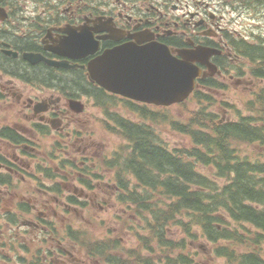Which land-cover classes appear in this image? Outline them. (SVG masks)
<instances>
[{
	"label": "flooded vegetation",
	"instance_id": "af4514ba",
	"mask_svg": "<svg viewBox=\"0 0 264 264\" xmlns=\"http://www.w3.org/2000/svg\"><path fill=\"white\" fill-rule=\"evenodd\" d=\"M235 18H264V0H0V264H85L80 254L89 249L76 243L71 227L63 235L65 213L103 207L88 195L97 190L93 172L119 159L116 146L97 142L93 123L117 133L129 122L117 111L130 106L145 133L146 111L157 115L155 105L101 88L91 64L122 47L115 56L132 71L159 58L162 46L178 58L195 53L197 94L225 96L237 85L251 105L256 82L264 81V42L255 26H236ZM147 131L156 138L154 127ZM112 173L106 187L126 193V180L115 182L119 174ZM149 253L161 264L155 250ZM111 258L144 260L136 251L124 261Z\"/></svg>",
	"mask_w": 264,
	"mask_h": 264
},
{
	"label": "trees",
	"instance_id": "16d2710c",
	"mask_svg": "<svg viewBox=\"0 0 264 264\" xmlns=\"http://www.w3.org/2000/svg\"><path fill=\"white\" fill-rule=\"evenodd\" d=\"M201 100L213 103L211 97ZM251 106V116L233 124L221 125L208 108L192 113L186 125L175 124L192 146L175 152L151 138L147 127L143 133L134 122L122 126L133 143L125 172L136 185L127 202L144 217L167 263L197 264L185 252L191 242L205 240L231 264H264L261 255L239 251L264 245V92ZM239 145L257 151L243 153ZM182 235L192 240L177 241Z\"/></svg>",
	"mask_w": 264,
	"mask_h": 264
},
{
	"label": "rangeland",
	"instance_id": "374dc122",
	"mask_svg": "<svg viewBox=\"0 0 264 264\" xmlns=\"http://www.w3.org/2000/svg\"><path fill=\"white\" fill-rule=\"evenodd\" d=\"M244 20L245 19L243 18H235V25L237 26L240 24L242 26H255V36L257 37V40L260 42H264V18L255 19L254 22H256V24H254L253 21L248 22ZM242 33H244L245 35L251 34V32L247 33L243 30ZM256 83L258 87H264V81H257ZM234 88H231L225 96H215V94L213 95L212 93H209V96L213 98V103L207 102L203 104V106H201L198 101L196 103L194 102L193 104L190 103L187 106H175L170 110H164L161 113H159V111H156L155 113H157L159 118L165 117L168 120L167 124H164L161 121L152 124V126L156 129L157 133H159L160 139L163 141L162 143L165 144L169 149H183L191 147V138L178 134L173 127L174 123L176 122L180 125H184L185 123H187V117H190V111L196 115H200L201 107L208 108L209 113H217L219 116L218 121H226L227 117L236 120L239 113L242 116L249 115L250 111L247 110L246 103L249 102L251 95L249 93L247 94V92H244L241 89V91L237 90V85H234ZM119 105L121 106V104ZM117 112L122 117L131 119L135 118L134 114L128 112L127 107ZM3 118H1V121H3ZM137 121H140L139 116L137 117ZM93 126L95 128L94 130L96 137L100 138L97 140L98 143H102L104 145L107 144L109 145V147L113 146L114 148L116 145L121 146L122 144H127V141L120 134L116 133L113 127L109 132L104 131L102 128L100 129V126H97L94 123ZM107 149L108 154L110 149ZM239 149L243 153L254 154V152L257 151L256 147L248 145H239ZM127 154L128 149H125V155L123 156V159L127 158ZM103 166L104 164H101V167ZM101 167L99 164L97 169L93 172L95 177L91 185L99 191V193L96 192V194H93V196H96L99 201H102L103 207L89 204L86 207H81L78 208L76 211H72V213H65L66 230L63 232L64 237H66L67 235L66 231L68 232L69 228L71 227L70 230L72 231V233L81 234V239L79 240V242H76L79 245L85 244L87 247L97 246L103 248L108 243V249L114 248L113 252H110V250H108L104 258H99V260L96 259L97 257L90 256L89 258V256L84 255L86 251H83L80 246L71 241L70 243L72 244V246L75 247L77 245L79 247L77 249H79V251H83L82 253L80 252L81 254H79L80 256L84 257L85 264H110L106 261V258L109 256H116L123 260V258H129L130 252L133 253L136 251V253L139 254L137 252V246L139 241L137 240V235L133 227H131L132 220L129 217V213L125 209L124 205H119L114 202V199L112 198V190L106 187L107 183L110 184L109 181H111L115 173H112V171H110L108 167H106L104 170ZM118 217H120V219H118ZM183 237L184 236H180L179 239ZM250 246L251 245L244 246L245 249L244 247H240V254L251 253L253 248H250ZM214 248L216 247L210 245L208 246L205 241L197 242L193 244V250L191 251V253L192 255L197 257L200 264H230L224 258H217L212 251ZM5 255L8 256V253H6ZM150 256L151 254L149 252L147 254H144V260L142 264H153L154 261L150 259ZM262 258L264 259V256Z\"/></svg>",
	"mask_w": 264,
	"mask_h": 264
},
{
	"label": "water",
	"instance_id": "95a60500",
	"mask_svg": "<svg viewBox=\"0 0 264 264\" xmlns=\"http://www.w3.org/2000/svg\"><path fill=\"white\" fill-rule=\"evenodd\" d=\"M122 51L124 50L120 52ZM180 55L181 59L174 57L168 49L161 47L159 58L151 57L144 67L140 64L132 71L124 68L126 61L123 56L110 54L98 62L96 76L100 85L115 93L158 106H172L189 98L195 89V81L200 76V69L193 63L195 59L192 55L196 54L180 52ZM109 71L122 74L119 84L110 87L111 81L105 80L106 72Z\"/></svg>",
	"mask_w": 264,
	"mask_h": 264
},
{
	"label": "bare ground",
	"instance_id": "6f19581e",
	"mask_svg": "<svg viewBox=\"0 0 264 264\" xmlns=\"http://www.w3.org/2000/svg\"><path fill=\"white\" fill-rule=\"evenodd\" d=\"M112 76H114V77H115V76H116V74H112Z\"/></svg>",
	"mask_w": 264,
	"mask_h": 264
}]
</instances>
